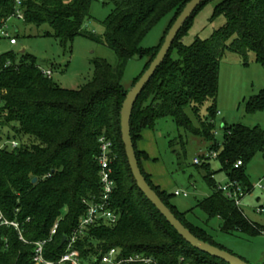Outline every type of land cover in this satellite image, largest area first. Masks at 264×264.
<instances>
[{
  "label": "trees",
  "instance_id": "1",
  "mask_svg": "<svg viewBox=\"0 0 264 264\" xmlns=\"http://www.w3.org/2000/svg\"><path fill=\"white\" fill-rule=\"evenodd\" d=\"M94 1L99 0H21L19 6L15 0H0V28L20 10L25 24L50 25L64 47L82 35L105 44L119 59L116 67L104 59L95 60L92 80L73 90L45 76L36 57L24 53L18 61L12 51L3 54L2 60L9 58L13 65L0 72L4 102L0 108V130L11 128L13 137L8 139L18 142V146L12 148L9 142L0 147V216L17 222L19 228L0 224V264H34L35 242L49 239L57 221V234L45 245L44 257L60 264L67 247L63 238L71 236L77 227L86 212V202L98 200L102 192L101 136L114 143L111 168L115 188L110 208L119 218L114 224L101 220L79 238L76 248L83 262L117 248L123 258L142 254L153 260L122 264H227L193 248L145 197L132 174L122 140L121 109L129 91L122 82L124 68L137 55L148 59L134 85L190 0H108L115 8L104 22L102 36L83 28ZM210 1L213 0H206L186 22L165 61L139 96L132 114L131 133L139 165L152 188L193 234L225 249L207 230L190 222L171 205L170 195L152 182L142 166V160L150 159L149 155L137 148L140 133L163 117H172L179 128L212 142L225 52L231 50L245 58L254 53L264 67V0H220L212 19L222 16L226 22L208 39L184 43L183 37L195 15ZM168 15L173 18L160 44L143 48L144 38ZM207 102L210 117L205 119L200 110ZM189 108L197 116L199 128L193 126L186 111ZM246 109L249 113L264 110V90L247 100ZM224 129L222 151L216 157L221 171L230 181L251 190L254 185L248 179L246 167L258 153L264 157V129L242 124ZM219 148L218 143L213 144L210 153ZM208 160L210 157H204L196 164L208 171L205 179L211 189L197 207L209 220L219 218L223 233L264 235V225L251 221L219 189L216 172L211 171ZM238 161L242 165L236 167Z\"/></svg>",
  "mask_w": 264,
  "mask_h": 264
},
{
  "label": "rangeland",
  "instance_id": "2",
  "mask_svg": "<svg viewBox=\"0 0 264 264\" xmlns=\"http://www.w3.org/2000/svg\"><path fill=\"white\" fill-rule=\"evenodd\" d=\"M219 1L208 2L195 15L188 33L183 37L185 44L190 45L197 38L208 39L215 29L226 22L222 16L212 19L214 8ZM114 8V3L108 0L94 1L83 28L96 35H104V22ZM172 18L171 15L164 17L144 38L141 46L149 48L160 44ZM7 28L11 36L17 38V44L11 45L3 40L0 53L12 51L19 61L24 54L22 51H25V54L36 57L40 68L51 69L54 82L67 89H80L92 80L95 74V60L104 59L113 67L119 63L116 52L105 44L80 35L74 37L72 42L64 47L54 36L50 25H27L18 12L7 20ZM147 61V58L137 55L126 64L122 80L126 90L133 87L135 78L145 69ZM263 90L264 67L256 61L254 53H249L245 58L227 50L220 67L214 140L211 142L203 135L179 128L172 117H163L150 128L152 139L155 140L153 151L156 153V156H150V159L160 164V177L163 188L170 195L171 205L184 213L190 222L207 230L226 250L252 264L264 263V235L249 237L239 233H223L220 230L219 218L208 219V216L197 207L199 202L211 193L205 179L208 171L203 165H196L194 159L206 158L212 145L217 143L220 145L217 153H221L225 137L224 126L242 124L248 127L260 126L264 129V110L249 113L246 109L247 100ZM3 106L4 102L0 101V108ZM209 106L210 102H207L201 107L202 118L210 117ZM186 111L193 126L199 128L200 123L194 112L190 108ZM8 136L13 137L12 129L3 127L0 130V147L10 142ZM208 161L211 171L216 172V182L228 183L230 179L221 171L220 161L214 157ZM246 174L252 185L263 180V188H256L249 193L242 200L241 209L251 221L264 225V215L256 210L259 203L264 202V157L261 153L247 165ZM177 190L187 191L189 194L176 195Z\"/></svg>",
  "mask_w": 264,
  "mask_h": 264
},
{
  "label": "built area",
  "instance_id": "3",
  "mask_svg": "<svg viewBox=\"0 0 264 264\" xmlns=\"http://www.w3.org/2000/svg\"><path fill=\"white\" fill-rule=\"evenodd\" d=\"M17 5L20 6L21 0H15ZM20 14V17L23 19V14L20 10L17 11ZM6 40L11 45L17 44V38L12 37L10 32L7 28V21L5 24L0 28V46L2 45V41ZM8 52V51H7ZM5 52L0 53V72L3 69H6L13 65V62L11 59H6L5 61L2 60V56ZM41 71L43 74L47 77H52L53 71L51 69H44L41 68ZM0 101H2V88L0 86ZM100 143V156H99V164L101 166V184H102V192L100 194V198L98 200H92L90 202H86L87 209L86 212L79 218L77 227L73 230L71 236H66V240L64 243H66V251L62 255L59 263L60 264H122V263H128V262H144V263H150L153 260L150 257H146L142 254H136L133 256H130L128 258H123L120 256V251L117 248L110 249L106 254H104L101 257H94L91 260H87L86 262H83L81 258V254L79 249L76 248V243L78 242L79 238L84 235L91 226L96 225L101 220L109 222L111 224H114L118 221V215L116 212H114L110 206H111V196L115 188V181L112 178L113 170L111 168V162L115 158V152H114V143L111 139L107 138L106 136H101L99 138ZM10 146L12 148H15L18 146V142L15 140L11 141ZM4 145V144H3ZM2 145V147H3ZM207 157L210 158H216L217 152H212L208 154ZM201 162L200 158H195L194 163L199 164ZM242 165V161H238L236 164V167H239ZM263 180H260L258 183H256L251 190L245 189L239 182L237 181H229L226 184H219V189L224 192V194L235 201V204L239 207H241L242 200L251 193L256 188H263ZM176 195H184L188 196L187 191H176ZM256 210L258 213H261L264 215V202L259 203V205L256 207ZM0 224L2 225H9L14 226L16 228H19V224L15 221H9L3 217V215L0 216ZM59 227V221L55 223L53 226L50 238L46 240H41L35 242V250H34V256H33V262L34 264H54V262L47 260L44 257V250L45 245L48 243V241H52L54 235L57 234V230ZM21 239L23 237L21 236Z\"/></svg>",
  "mask_w": 264,
  "mask_h": 264
},
{
  "label": "water",
  "instance_id": "4",
  "mask_svg": "<svg viewBox=\"0 0 264 264\" xmlns=\"http://www.w3.org/2000/svg\"><path fill=\"white\" fill-rule=\"evenodd\" d=\"M205 1L206 0H190L185 5L183 10L180 12V14L177 16L174 23L170 27L168 33L166 34L164 42L161 45L157 55L152 60L149 67L141 75V77L136 81L133 87L128 91L121 109L122 140L125 146L128 163L140 191L155 206V208L161 213V215L165 217L167 222L178 232V234L182 238H184L187 243H189L195 249L209 254L212 257L223 260L227 264H252L226 249L220 248L219 246L200 239L195 234H193L192 231L188 227H186L180 219L177 218L173 211L161 199L159 194L152 188L145 175L143 174L136 155V150L131 133L132 114L139 96L141 95L147 84L151 81L158 68L165 61L173 46L174 41L176 40L178 34L182 30L186 22L194 15L196 10ZM22 53H25V51H22ZM36 181L37 178H34L33 182L35 183ZM65 240L66 237L63 238V243L65 242Z\"/></svg>",
  "mask_w": 264,
  "mask_h": 264
},
{
  "label": "crops",
  "instance_id": "5",
  "mask_svg": "<svg viewBox=\"0 0 264 264\" xmlns=\"http://www.w3.org/2000/svg\"><path fill=\"white\" fill-rule=\"evenodd\" d=\"M137 148L141 152L147 153L149 157L156 156V153H154L153 151L155 148V140L152 139L150 128H146L140 133V138L137 141ZM142 166L144 170L151 176L152 182L161 190L165 191V189L163 188L162 179L160 177V164L158 162H154L151 159H143Z\"/></svg>",
  "mask_w": 264,
  "mask_h": 264
}]
</instances>
